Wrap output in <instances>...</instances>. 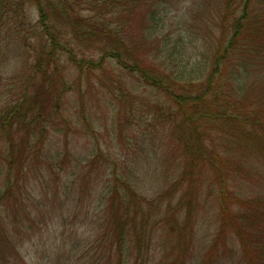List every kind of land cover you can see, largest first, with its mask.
<instances>
[{"label": "rangeland", "instance_id": "rangeland-1", "mask_svg": "<svg viewBox=\"0 0 264 264\" xmlns=\"http://www.w3.org/2000/svg\"><path fill=\"white\" fill-rule=\"evenodd\" d=\"M69 1L73 2L75 13L90 15L96 21L93 7L99 0ZM195 3L190 8L185 5L172 8L168 16L165 32L169 33L172 46L177 36L183 39L178 44L184 46L176 56L179 60H191L196 55L193 43L199 45V38L208 35L205 2ZM23 14L31 21L30 30L21 33L25 38L9 30L0 34L1 109L18 101L25 92L34 95L38 86L45 88L43 76L36 74L34 68L43 48L35 25L36 8L28 3ZM56 23L66 29L67 39L78 54L100 59L108 45L106 40L80 41L70 26ZM116 25L114 20L111 26ZM140 29L136 20L128 34L130 38L123 33L122 38L129 45L130 39L138 42L141 55L156 56L159 44L155 40L141 44ZM170 63L174 64V60ZM59 64L57 74L65 76L67 91L62 93L58 88L60 112L52 107L50 111L54 113V126L48 140L49 155L54 158L61 153L54 159L55 165L54 160L52 163L44 155L26 164L12 161L6 151L7 142L0 138V192L12 188L14 194L8 195L1 205L0 264H116L117 256L110 249L107 234L110 201L104 199L112 174L134 181L149 177L143 189L150 202L145 209H150L159 236L150 264H249L241 250L231 251L217 239L223 220L221 180L210 168L200 170L199 181L187 198L188 206L181 210L177 197L183 195L188 182L174 190L171 187L172 179L181 176L186 166L185 149L176 135L175 122L157 115L153 94L116 66L96 75L86 74L79 80L78 71L66 57ZM251 77L246 95L255 99L262 87L256 73ZM151 100L153 110L144 113ZM215 139L217 151L231 159L223 166L227 171L223 176L227 187L230 192H241V199L251 203L250 208L242 206L235 210L241 208L254 215V234L264 238V157H244L238 161V152L227 148V141ZM189 209L191 217L185 220V211ZM166 213L167 224L162 221ZM227 233L231 236V229ZM256 238L251 240L254 245L260 242ZM232 239L239 244L237 239L226 238L229 242Z\"/></svg>", "mask_w": 264, "mask_h": 264}, {"label": "trees", "instance_id": "trees-1", "mask_svg": "<svg viewBox=\"0 0 264 264\" xmlns=\"http://www.w3.org/2000/svg\"><path fill=\"white\" fill-rule=\"evenodd\" d=\"M195 1L99 0L93 7L98 19L94 22L95 17L75 13V6L69 0H0V34L9 30L25 38L21 33L30 30L28 23H31L23 14L25 6L30 3L36 8L35 25L43 48L34 68L36 74L43 76L45 84V88L38 86L34 95L25 92L18 101L0 107V138L7 142L6 151L12 161L21 160L26 164L40 155L51 162L57 160L61 153L52 158L48 140L54 126L51 107L60 112L57 90L67 91L65 76L57 74L61 59L66 57L69 65L78 71L79 80L86 74L96 75L116 66L153 94L151 98L161 119L175 122V132L187 158L183 173L172 179L171 187L174 190L188 182L183 195L177 197L181 210L188 206L187 198L199 181L200 170L210 168L221 180L223 220L218 241L231 251L241 250L249 264H264V238L254 234L255 216L241 208L235 210L242 206L250 208L251 203L241 199V192H230L223 177L227 174L223 166L231 159L215 146V138L227 141V148L238 152V161L244 157H264V0H204L208 35L199 38V45L193 43L196 55L191 60H179L176 56L184 46L178 44L183 39L177 36L172 46V39L165 32L168 16L172 8L179 5L190 8L197 5ZM102 19L106 23L98 22ZM114 20L116 27L111 26ZM136 20L141 25V44L147 40L159 44L156 56L141 55L138 42L130 39L129 45L122 38V33L131 32ZM56 22L70 26L80 41L106 40L108 45L100 59L78 54L67 39L66 29ZM173 60L174 64L170 63ZM252 73L258 75L257 81L262 87L255 99L246 95ZM123 94L126 100L128 94ZM153 100L143 109L144 113L153 110ZM132 102L129 101L131 106ZM111 177L104 199L110 201L107 234L110 249L117 256L116 264H150L159 236L150 209H145V205H150L148 195L143 192L149 177L142 176L135 181L122 179L117 174ZM8 195H14L12 188L0 192V213ZM170 208L167 207V213ZM167 213L162 218L165 224L169 222ZM191 213V209L185 211V220L190 219ZM228 228L231 236L226 234ZM228 237L237 239L239 244L233 239L227 241ZM252 238L260 242L254 245Z\"/></svg>", "mask_w": 264, "mask_h": 264}]
</instances>
